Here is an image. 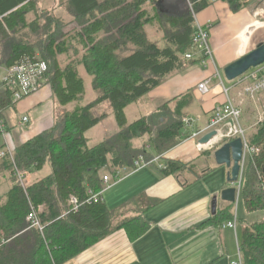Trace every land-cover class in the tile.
Wrapping results in <instances>:
<instances>
[{
    "label": "trees",
    "instance_id": "16d2710c",
    "mask_svg": "<svg viewBox=\"0 0 264 264\" xmlns=\"http://www.w3.org/2000/svg\"><path fill=\"white\" fill-rule=\"evenodd\" d=\"M223 1L234 13L246 8L247 0ZM189 2L194 14L190 7L180 12L170 0H56L50 7L41 0H0V68L39 56L48 65L49 87L64 111L53 128L16 147L12 156L0 157V180L9 188L0 196V234L7 239L0 264H66L120 229L131 240L147 233L142 217L110 211L104 202L84 203L88 191H104L105 176L135 169L134 162L146 155L135 142L152 135L159 152L179 142L192 93L171 101L177 100L173 112L168 103L164 115L129 125L125 110L196 61L184 56L193 49L197 15L210 3ZM71 26L79 31L70 35ZM155 29L159 40L152 34ZM82 72L92 78L97 94L88 104ZM106 103L120 131L89 147L86 133L107 118L95 116ZM16 105L1 83L0 137L8 131L5 114ZM160 116L166 124L157 125ZM248 146L254 151L248 154L241 195L252 213L264 210V122L248 136ZM186 167L168 162L164 175H179ZM46 168L49 175L38 176ZM71 196L82 205L78 212L72 211ZM41 206L43 232L27 221L32 208ZM233 208L221 212L222 221L236 219ZM240 247L246 264H264V220L244 227Z\"/></svg>",
    "mask_w": 264,
    "mask_h": 264
},
{
    "label": "crops",
    "instance_id": "0c3cea01",
    "mask_svg": "<svg viewBox=\"0 0 264 264\" xmlns=\"http://www.w3.org/2000/svg\"><path fill=\"white\" fill-rule=\"evenodd\" d=\"M41 1L45 7L54 6V1L56 3V0ZM198 15L197 21L201 25L211 23L212 29L225 17L230 19L233 23L230 24L226 46L232 45L233 50L237 39L239 46L241 38L245 44L258 29V24L253 23L256 16L252 12L243 9L234 13L223 0L210 4ZM156 32L160 34L159 37ZM152 34L154 39L162 38L158 30H153ZM214 34L217 36L219 32ZM224 47L225 44L215 51L219 52ZM218 72L215 62L204 67L197 57L185 72L172 76L142 100L146 108L151 105L146 110L147 115L142 118L164 115L167 109L164 110V106L168 103L173 112L177 100L171 101L192 93L194 100L185 111V120H195L194 129L206 128L214 108L227 100L217 78ZM206 80H211L213 90L209 95L202 96L198 86ZM224 85L230 87L232 83L226 84L224 80ZM53 99L48 86L17 104L14 111H7L5 121L7 134L14 140L13 150L54 127H50L51 113L55 116L56 104ZM157 100L165 103L159 107L155 105V108L153 103ZM23 116L31 118L28 130L20 127ZM156 120L157 125H164L167 121L162 116ZM243 124L247 125L244 118ZM119 131L118 127L114 134ZM191 133L192 130L184 127L179 132V142L162 152L152 143L153 136L146 135L142 141L135 142V147H145L144 158L150 163L149 166L120 171L121 179L110 187L103 183V201L108 209L129 218L142 217L149 225L147 233L131 240L127 232L120 229L66 264H229L235 259L236 246L240 244L238 229L237 233L224 229L223 225L228 221H222L220 216L231 205L220 200L221 193L230 187L227 181L229 170L219 166L214 156L222 144L201 145L200 139L190 138ZM1 138L5 144L4 137ZM168 162H179L187 167L179 175L166 176L164 171ZM44 170L38 176H48L50 170L43 174ZM214 198L219 200L218 218L212 214Z\"/></svg>",
    "mask_w": 264,
    "mask_h": 264
},
{
    "label": "built area",
    "instance_id": "2783aa9c",
    "mask_svg": "<svg viewBox=\"0 0 264 264\" xmlns=\"http://www.w3.org/2000/svg\"><path fill=\"white\" fill-rule=\"evenodd\" d=\"M207 3H215L218 0H201ZM191 10L192 6H190ZM194 14V13H193ZM212 29V24L201 25L197 19L195 24V34L192 38L193 49L185 54V60L193 61L198 57V61L204 67H208L210 64L214 63V53L210 46V31ZM48 73V65L39 57L33 59H27L9 69H6L5 77L2 81L4 86L12 93V99L15 104H19L25 99L33 96L34 94L42 91L49 86V79L46 77ZM217 78L220 80V84L223 87V94L226 96L227 100L225 103L217 105L212 111L211 117L209 119L208 126L203 129H194L195 120L186 119L184 120L185 127L192 130L190 135L191 139H201L205 135L211 132H217V137H215L209 144H221L223 142L233 141L236 139H241L244 146V154L251 153L254 149L248 146V135L247 130L243 124V105L242 101L237 102L233 97V92L235 90L241 89L243 93H239V96L243 95L245 97H250L254 100L260 94L264 93V65L250 70L244 76L240 77L236 81L232 82V86L225 87L224 80L220 73H217ZM213 89L211 88V80H206L199 84L198 91L200 95L207 96L211 93ZM31 124V118L29 116H23L20 122V127L22 130H28ZM0 126L3 124L0 122ZM7 132H3L4 137V147H6L1 153L0 157H4L6 154L12 156L13 149L9 144ZM219 141V142H218ZM149 162L146 161L144 157H139L134 162V170H139L149 166ZM245 167V165H244ZM162 168H166L162 166ZM21 177V176H20ZM244 177V168L240 173L239 180L233 184V187L237 189V200H239L242 183ZM121 179L120 172L115 174L113 177H104V183L107 187L119 182ZM21 183L22 177H21ZM105 190V188H104ZM103 192L95 194L92 191H88V199L84 203L86 205L92 206L103 201ZM70 205L72 206L73 212H78L81 208L79 200L71 196L69 199ZM43 210V207H39L38 210L32 208V213L28 216L27 221L32 227L39 229L43 232V227L39 221L38 213ZM224 229H231L237 233V220L230 221L223 225ZM7 244L6 237L0 234V250ZM229 264H246L240 244H237V257L230 261Z\"/></svg>",
    "mask_w": 264,
    "mask_h": 264
},
{
    "label": "rangeland",
    "instance_id": "374dc122",
    "mask_svg": "<svg viewBox=\"0 0 264 264\" xmlns=\"http://www.w3.org/2000/svg\"><path fill=\"white\" fill-rule=\"evenodd\" d=\"M99 1L102 2L103 0H99ZM183 1L185 3V7L182 4L183 2H181V0H170V4L177 6L180 12H183V11L185 12L186 10H188V7H190L191 5H190L189 0H183ZM244 5L246 7L244 9H248L250 12H252L256 16L255 21L253 22L254 24L255 23L264 24V0H247L245 1ZM191 13L193 14L194 11L191 10ZM231 23L233 22L230 19L225 17L221 23H218L217 25L214 26L215 28L211 29L210 31L211 36L209 39L210 46L214 53V62L216 63L217 69L224 80H225L224 70L228 65L240 59L243 55H247L248 53L252 52L259 44L264 43V27L262 28L257 27L258 29L255 32L254 36L249 37V39L246 41L245 44L243 43L242 38H241L240 46L238 44V39H237V45H236L235 50H233L232 45L226 46V43L229 41L228 36L230 35V31H231V25H230ZM73 29H76L79 31L78 27L75 28L74 26H72L67 29V32H69V34L72 35V33L74 32L72 31ZM155 31L156 30H154V32ZM215 32H219V35L216 36L214 34ZM156 33L159 37L160 34L158 32ZM224 44H225V47L222 48V50H220L219 52L215 51V49H217L219 46H224ZM212 68L210 69L213 71ZM5 73H6V69L0 68V84L2 83L5 77ZM82 75H83V79L85 80V97H86L85 104H88L96 100L97 94L93 90L92 78H90L84 72H82ZM225 83L227 84L229 82L226 80ZM239 93H243V91L241 89L236 90L234 92V98L237 99L238 102L240 101L243 102L242 103L243 105L242 108H244L243 118L245 120V123L247 124L246 126L245 125L244 126H245V129L247 130V135L251 136L258 131L259 127L264 122V93L260 94L254 100H252L250 97L248 98L243 95L239 96ZM53 101L56 104L55 109H54L55 116L53 115V113H51L52 122L50 124L51 125L50 127L54 126L56 123L54 122V118L56 121L60 117V115H62V113L64 112L59 102L55 99V97ZM142 102L143 101L141 100L129 106L125 110L127 124H132L138 121L140 118L147 115L146 110L151 105L147 106L146 108V105ZM164 103L165 102L163 101L157 100L155 101V104L153 103V106L155 107L156 105L157 107H159ZM102 115H107V118L103 120L99 125H97L96 127H94L93 129H91L89 132L86 133V138L88 139L89 147H94L100 144L105 139H107L109 136L114 134L118 129L117 123L113 115L112 107L109 103H106L100 106L95 112L96 117H99ZM155 132L156 130L154 129V133ZM7 137H8L10 146L14 148L15 144H14L13 138L11 137V135H8ZM27 137H30V135H27ZM224 143L225 142L221 144L223 145ZM5 148L6 147H4L3 140L0 137V151L4 150ZM248 154L249 153H246L245 166L248 160ZM47 173H48V168L44 170L43 174H47ZM0 181L2 183H5L3 186L0 187V196H2L7 192L8 187H7L6 181L5 182H3V180H0ZM233 214H235V216L237 217V229L239 233L240 244H242L243 242L244 227L246 225H252V224H255L257 222L264 220V210H258L252 213L247 211L242 195H240L238 202L234 204Z\"/></svg>",
    "mask_w": 264,
    "mask_h": 264
},
{
    "label": "water",
    "instance_id": "95a60500",
    "mask_svg": "<svg viewBox=\"0 0 264 264\" xmlns=\"http://www.w3.org/2000/svg\"><path fill=\"white\" fill-rule=\"evenodd\" d=\"M262 65H264V43L259 44L252 52L228 65L224 70V76L228 82L232 83L250 70ZM215 137H217V132H211L200 139V144L207 145ZM214 156L219 166H225L229 170L227 181L230 187L221 193L220 200L225 203L235 204L238 202L237 189L233 187V184L239 180L240 173L245 165L242 140L236 139L224 143L215 151ZM218 201V198H214L212 203V214L214 216L217 214Z\"/></svg>",
    "mask_w": 264,
    "mask_h": 264
},
{
    "label": "bare ground",
    "instance_id": "6f19581e",
    "mask_svg": "<svg viewBox=\"0 0 264 264\" xmlns=\"http://www.w3.org/2000/svg\"><path fill=\"white\" fill-rule=\"evenodd\" d=\"M256 27H258V28L264 27V24L258 23V25H257ZM243 56H245V55H243ZM243 56H242V57H243ZM242 57H241V58H242ZM218 142H219V141H218Z\"/></svg>",
    "mask_w": 264,
    "mask_h": 264
}]
</instances>
